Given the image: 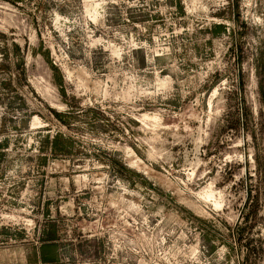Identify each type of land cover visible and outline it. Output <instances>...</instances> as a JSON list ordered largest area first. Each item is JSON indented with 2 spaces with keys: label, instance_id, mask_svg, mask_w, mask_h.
I'll return each mask as SVG.
<instances>
[{
  "label": "rangeland",
  "instance_id": "374dc122",
  "mask_svg": "<svg viewBox=\"0 0 264 264\" xmlns=\"http://www.w3.org/2000/svg\"><path fill=\"white\" fill-rule=\"evenodd\" d=\"M46 228L58 264H264V0H0V250Z\"/></svg>",
  "mask_w": 264,
  "mask_h": 264
},
{
  "label": "crops",
  "instance_id": "0c3cea01",
  "mask_svg": "<svg viewBox=\"0 0 264 264\" xmlns=\"http://www.w3.org/2000/svg\"><path fill=\"white\" fill-rule=\"evenodd\" d=\"M55 233L54 229L46 228L40 247L31 249L23 246V248L0 250V264H58L60 244Z\"/></svg>",
  "mask_w": 264,
  "mask_h": 264
},
{
  "label": "built area",
  "instance_id": "2783aa9c",
  "mask_svg": "<svg viewBox=\"0 0 264 264\" xmlns=\"http://www.w3.org/2000/svg\"><path fill=\"white\" fill-rule=\"evenodd\" d=\"M7 217H2L3 220H5ZM7 222H10V221H7ZM30 222H33V221H30Z\"/></svg>",
  "mask_w": 264,
  "mask_h": 264
},
{
  "label": "bare ground",
  "instance_id": "6f19581e",
  "mask_svg": "<svg viewBox=\"0 0 264 264\" xmlns=\"http://www.w3.org/2000/svg\"><path fill=\"white\" fill-rule=\"evenodd\" d=\"M36 122H38V120H36Z\"/></svg>",
  "mask_w": 264,
  "mask_h": 264
}]
</instances>
